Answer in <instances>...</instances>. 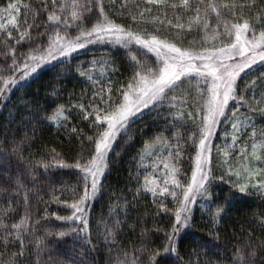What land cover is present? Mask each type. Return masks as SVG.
Returning <instances> with one entry per match:
<instances>
[{
    "label": "snow or ice",
    "instance_id": "snow-or-ice-1",
    "mask_svg": "<svg viewBox=\"0 0 264 264\" xmlns=\"http://www.w3.org/2000/svg\"><path fill=\"white\" fill-rule=\"evenodd\" d=\"M80 85L90 97L77 94ZM53 110L64 117L58 132L79 142L71 163L55 148L38 160L24 155L40 128L51 129ZM133 129L163 147L153 164H162L160 182L141 184L130 171L120 210L97 217L108 165ZM52 161L69 171H51ZM68 175L71 203L54 187L50 199L69 214H41L45 185ZM253 195L259 219L247 230L218 227ZM48 216L62 223L37 236ZM149 218L165 227L153 231ZM0 233V264H38L44 249L46 264H101L84 259L94 252L105 253L102 264H264V0L0 8ZM57 244L71 247L58 256Z\"/></svg>",
    "mask_w": 264,
    "mask_h": 264
},
{
    "label": "trees",
    "instance_id": "trees-1",
    "mask_svg": "<svg viewBox=\"0 0 264 264\" xmlns=\"http://www.w3.org/2000/svg\"><path fill=\"white\" fill-rule=\"evenodd\" d=\"M10 0H0V8H3L7 3H9ZM11 2H15V0H11ZM25 2H28V0H25ZM127 3L129 5V8L133 4L136 3H142V0H127ZM119 47V46H117ZM121 51H124L121 49ZM103 69H98V71H102ZM84 91L86 94V97H90L91 93L88 91L87 85H80L76 88L77 94H79L81 91ZM87 103V99L84 101ZM75 103V101H73ZM11 111V105L8 109L5 110V115H8V113ZM47 116L49 117L48 123L51 124V129L48 127H42L40 128L37 133V139L32 143V146L28 148L24 155L25 157H29L31 154V157L33 159H40L41 156L38 155L40 153H50V150L52 148H55L57 152L61 153L62 158L67 162L71 163L72 158L76 155V153L80 150L79 142L76 140H70L69 136L64 135L61 132H58V129L60 128V125L64 122L63 115H57L55 111H51L47 113ZM91 119V118H90ZM258 119V118H257ZM72 123H75V121H72ZM87 122H83L81 124V127L84 126ZM259 123L257 124V128H259ZM85 131L87 132L88 129L85 128ZM31 134V133H29ZM127 142L120 141L119 144L116 146L119 148L120 144H123L124 151L121 152V155L117 158V160L114 163H111V172L108 173L107 179L104 181L106 186H110L106 188L105 194L101 201L96 204L94 215L97 217H100L101 214H105L104 218H107V214L109 212H116L119 209L120 201L116 199L117 195H120L119 190L125 189V186L128 182V178L130 175L133 177H139V181L141 184L145 183V180L147 179L150 181V174L153 169V166L151 162L149 161V154L153 152L155 155L159 156L161 152L163 151V147L161 144L156 141L149 140L147 137H142L141 135L135 133V129L132 130L131 133H129L128 137L125 138ZM217 143L221 144L223 147L222 141H217ZM251 142H249L250 144ZM183 146V145H182ZM240 145H237V148H239ZM257 153L261 151L259 147V142L257 143L256 148ZM188 158V154L185 153L184 159L186 160ZM48 160H52V155L47 156ZM148 162V164H147ZM53 168L51 171H69L67 169H58L55 161H52ZM41 171H43V167L41 166ZM63 182L62 183H56L53 186H47L48 195H44V201L47 203H41L39 205V208L41 210V214H43V210L47 208V211L49 213L51 212H57L60 215H66L69 214V209H67L66 205L61 203H56L55 201L51 200L50 197L52 195V188H55V195H57L60 200L69 199V197L72 194L73 187H74V180L70 175L62 177ZM43 195V193H42ZM111 198V200H110ZM69 203H71V200L69 199ZM150 203V200L148 201ZM259 204L258 197L256 195L253 196H247L245 197L244 202H242L238 206H234V210L229 213L227 223L218 225V227H226L228 231H239L241 228L247 230L249 225L248 221H251L254 217L259 219L258 213L256 212L257 206ZM141 206L146 207V202L141 201ZM23 215V213H21ZM199 219V216L197 217ZM16 219L18 220L19 217L17 216ZM158 219V218H157ZM202 223L204 221H201ZM10 223V222H9ZM61 221L55 220V217L48 216L46 220L42 219L40 221L41 225H45V228H41L40 231L37 233V236H40L41 233H45L47 225L54 224L59 225L61 224ZM148 228L155 231L156 228H164L165 226L163 224H156L153 225L151 223V218H149V223L147 225ZM58 231V230H57ZM203 234V233H202ZM2 233H0V237H2ZM159 236H163V232L158 233ZM60 239L57 236H47V240L49 241H55ZM156 243H160L159 240H156ZM52 245H49V248H51ZM69 244H57L55 246V253L54 255L62 256L65 253H67L70 250ZM39 248L38 244H33L34 252ZM3 247H0V252H3ZM105 255V253L101 252H94L91 253L89 256L84 257L86 261L91 260L93 257L102 264V257ZM34 259L38 261V264H46V262L49 259V250L44 249L40 251L39 256H34Z\"/></svg>",
    "mask_w": 264,
    "mask_h": 264
},
{
    "label": "rangeland",
    "instance_id": "rangeland-1",
    "mask_svg": "<svg viewBox=\"0 0 264 264\" xmlns=\"http://www.w3.org/2000/svg\"><path fill=\"white\" fill-rule=\"evenodd\" d=\"M157 155H155L153 152L149 154V161L151 162L152 166L154 163H159ZM148 164V162H147ZM160 169L162 171V164L160 165ZM161 171H156V169L153 167L151 174H150V181H156L157 183L160 182V176Z\"/></svg>",
    "mask_w": 264,
    "mask_h": 264
}]
</instances>
